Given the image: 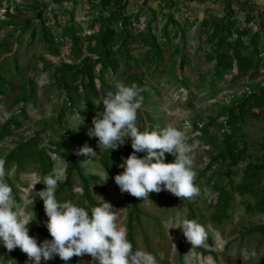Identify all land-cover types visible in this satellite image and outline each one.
<instances>
[{
    "label": "rangeland",
    "instance_id": "1",
    "mask_svg": "<svg viewBox=\"0 0 264 264\" xmlns=\"http://www.w3.org/2000/svg\"><path fill=\"white\" fill-rule=\"evenodd\" d=\"M228 1H232V14L228 13ZM98 2L66 0L59 5L53 0H0V133L5 128L8 131L0 138V158L6 160L5 179L13 196L33 220L28 225L29 235L38 243L52 239L43 201L35 197L33 204L30 196L33 184L49 174H59L58 201H71L90 215L91 208L99 206L96 196H102L114 207L118 224L126 229L133 249L153 254L157 264H264V213L246 209L247 201L253 206L255 197L235 191L244 177H251L247 172L261 163L264 116H246L238 131L239 144L246 147V159L233 168L230 177L226 170L220 172L222 168L215 160L222 149L221 134L229 129L225 123L227 110L264 86V34L259 35L252 50V66L234 63L223 70L216 64L217 51L224 47L229 55L234 53L236 30L243 25L251 6L255 17L249 24L250 33L263 24L259 12L264 11V0H122L127 31L133 34L125 46L129 59L126 63L118 59L116 68L102 71L96 65L95 94L83 84L80 93L71 99L54 72L62 66L75 69L87 58H98L87 52L85 39L101 27L98 15L107 18V9L101 11L105 5ZM25 19L32 23L23 27ZM229 20L236 23L230 33ZM113 25L119 33L110 45L114 51L122 34L119 23ZM73 35L79 37L76 45ZM250 50L241 54L247 55ZM117 80L147 88L141 93L143 102L137 113L141 131L157 124H171L184 131L196 156V183L201 190L194 201H182L168 191L150 193L145 201L136 198L138 213L131 228L130 194L121 193L114 180L123 171L119 165L133 152L131 139L115 149L118 153L113 162L106 157L110 150L100 149L98 138L87 134L93 127V117L104 110L102 102L99 107L95 102L104 92L114 90ZM70 103L73 107L68 108ZM84 104L85 109H81ZM31 137L49 154L53 150L51 141L64 137L77 158L80 173L73 172L68 178L66 160L53 153L51 168H43L30 156L19 164L17 152ZM85 144L97 152L93 160L85 161L88 157L76 154ZM137 155L143 157L146 153ZM173 160L174 156L165 154L166 163ZM106 172L108 179L103 183ZM44 188L43 183H37L34 192ZM222 188L231 192L223 214L217 209ZM178 218L195 219L205 225L207 243L192 249L181 229L170 228ZM242 249H254L257 256L243 261ZM0 264L33 262L18 247L9 252L0 242ZM41 264L65 262L55 256L41 260ZM67 264L98 262L86 254L72 257Z\"/></svg>",
    "mask_w": 264,
    "mask_h": 264
},
{
    "label": "clouds",
    "instance_id": "2",
    "mask_svg": "<svg viewBox=\"0 0 264 264\" xmlns=\"http://www.w3.org/2000/svg\"><path fill=\"white\" fill-rule=\"evenodd\" d=\"M114 90L100 95L95 105L103 103V112L93 117V127L88 130L90 137L98 138V147L115 150L131 139L133 152L119 166L123 169L114 177L121 193L143 201L149 200L150 193L168 191L182 201H194L201 194L196 183L198 176L193 147L186 142V135L181 129L169 124L155 125L151 130L141 131L137 126V113L142 106V92L147 91L136 83L126 85L122 81L113 83ZM81 109H85V104ZM82 118V117H81ZM83 123V118L80 124ZM79 124V125H80ZM137 153H146L143 157ZM174 156L170 163L165 162V154ZM93 160L97 152L85 144L76 153ZM84 162V161H83ZM6 160L0 158V242L9 251L17 247L25 253L33 264H41L55 256L67 262L74 256L89 255L98 264H157L156 257L141 249H133L127 238V231L118 224V215L114 207L102 196L98 205L87 211L71 201L60 202L56 191L60 182L59 174H49L37 183L45 188L31 194L43 201L48 220L47 230L52 237L38 243L29 235L28 225L33 221L23 212V205L16 201L13 189L5 177ZM108 173L104 178L105 183ZM170 228H178L193 248L207 243L209 233L205 225L195 219H177ZM169 228V229H170ZM216 239H220L217 233ZM257 256L253 249L241 250L243 261Z\"/></svg>",
    "mask_w": 264,
    "mask_h": 264
},
{
    "label": "trees",
    "instance_id": "3",
    "mask_svg": "<svg viewBox=\"0 0 264 264\" xmlns=\"http://www.w3.org/2000/svg\"><path fill=\"white\" fill-rule=\"evenodd\" d=\"M66 0H53L54 4L62 5ZM122 0H99L98 4L105 5L101 11H106L107 9V18H104L101 15L97 16V19L102 21V25L99 30L94 33V35L86 36L85 39L88 41L87 52L89 54L97 55L98 58L95 61L87 58L84 63L78 68H69L68 66H62L59 69H56L54 72V77L59 80L60 87L66 89L67 94L70 95L72 99L73 96H77L80 93L81 86L85 84L84 89H88L92 94H95V80H96V71L95 66H100V71L106 68H116L118 59L127 62L129 55L126 53L125 46L128 43V40L133 37L131 32L127 31V21L123 16L124 5L121 3ZM249 2V1H248ZM232 1L227 2L228 13L232 14ZM250 8V7H249ZM9 14V13H8ZM259 15L264 20V11L259 12ZM254 9L251 6L247 14L245 15L244 23L241 27L236 30V37L234 40L235 51L232 55H229L222 47L220 43V48L222 50L217 51L216 64L217 67L228 70L234 66V63H237L241 66H252L253 57L252 50L255 47V43L259 35L263 32L264 34V21L262 25L258 26V29L254 33H250L249 24L254 21ZM32 21L25 19L23 27L31 24ZM114 24L119 23L121 28V39L118 42V47L116 50H112L110 45L118 37L117 27ZM236 28L235 21H230L228 23V31L231 32V28ZM264 39V35L262 36ZM244 38L248 39V42L244 41ZM79 37L73 35V44L77 43ZM94 39V40H93ZM251 48L247 55H242L241 52ZM116 55V56H115ZM116 57V58H115ZM210 58V55H208ZM183 61L181 60V64ZM128 78H135L133 75H127ZM246 104L250 105V108L246 109ZM73 107L68 104V108ZM66 108V107H65ZM61 110L60 116L63 115ZM252 108H256L252 110ZM246 116H264V86L250 92L242 101L235 103L232 107L227 110L225 123L229 125L221 134V144L222 149L215 158L216 162L219 163V168L221 173L223 170H226L227 175L230 177L233 174V168L236 167L241 161L246 159V147L239 144L238 140V131L241 125L244 123ZM7 129H3L0 133V138H4L7 135ZM35 138L31 137L28 143L21 147L17 152V162L21 164L22 160L27 156L32 157L34 160L39 161L43 168H51L52 157L51 154L56 156H61L62 159L66 160L67 169H68V178L71 177L73 172L80 173L78 167L77 158L72 153V149L69 145V142L64 138L60 137L56 141H51L53 145L52 153L49 154L46 149L38 148ZM109 156L113 162H116L114 159L117 156L118 151L110 150ZM104 160V159H103ZM225 173V172H224ZM251 177L248 176L243 178V183L236 186L235 191L241 196L245 194H251L255 197L256 202L253 206L247 201L246 209H252L254 212L264 213V154L261 160V163L258 166H254L250 172ZM69 180V179H68ZM88 182L85 181V187H87ZM231 192H226L223 188L219 190V201L217 204V209L220 213L226 212L228 206V201L230 199ZM130 200L132 203V212L130 213V218L128 222V228L132 227L133 219L137 218L135 214L138 213L136 208V198L130 195ZM251 211V210H250ZM132 236H130L131 240ZM133 244V243H132Z\"/></svg>",
    "mask_w": 264,
    "mask_h": 264
}]
</instances>
